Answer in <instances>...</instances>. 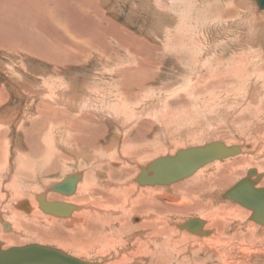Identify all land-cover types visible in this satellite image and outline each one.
Returning <instances> with one entry per match:
<instances>
[{"label":"rangeland","instance_id":"obj_1","mask_svg":"<svg viewBox=\"0 0 264 264\" xmlns=\"http://www.w3.org/2000/svg\"><path fill=\"white\" fill-rule=\"evenodd\" d=\"M0 96L5 98L0 104L3 209L18 198L5 187L13 174L18 177L16 188L34 200L35 192H44L80 169L106 175L98 164L110 165L114 157L126 163L119 148L136 150V158L148 161L215 141L245 145L254 155L246 152L215 162L207 166L215 180L211 185L206 175L189 185L195 200L210 202L218 211L230 205L220 199L222 194L248 170L264 172V8L254 0H0ZM240 159H250V165L216 169ZM122 163L110 167L114 171ZM135 164L125 171L129 177L139 172ZM192 178L157 189L170 193ZM216 181L221 183L218 188L213 186ZM259 185L264 187V180ZM187 191L173 194L187 200L193 197ZM76 195L53 196L71 203ZM160 201L168 205L160 207L172 213L168 223L178 233L196 237L175 227L192 218L202 219L206 230L214 231L206 218L178 213L184 206L179 200L166 196ZM231 206L250 212L235 203ZM154 211H160L156 205ZM37 221L31 224L34 230L54 233L53 226ZM253 225L255 235H264V227ZM20 231L15 232L21 238L17 246L36 243ZM228 233H234L233 227ZM116 236L121 241L126 237L129 245L136 241L134 236ZM5 243L2 247L12 245ZM69 254L89 262L109 263L112 258L115 263L121 258L118 250ZM173 256L168 264H184L189 251Z\"/></svg>","mask_w":264,"mask_h":264},{"label":"bare ground","instance_id":"obj_2","mask_svg":"<svg viewBox=\"0 0 264 264\" xmlns=\"http://www.w3.org/2000/svg\"><path fill=\"white\" fill-rule=\"evenodd\" d=\"M259 19L260 18L256 20H259ZM63 101L65 104H68V105L72 104V101L70 99L64 100L63 98L62 102ZM0 104L2 105L5 104L4 97L0 96ZM112 115L114 117L113 112H112ZM115 118L116 117H114L113 119ZM227 146L231 147V146H238V145H227ZM244 146L243 147L240 146L241 147L240 154L235 155L230 158L240 157L242 154H245L246 152L249 154H253V152H250V150L245 149ZM248 147L249 149H251L250 146ZM0 148L2 149L1 145H0ZM176 152L173 154L170 153L169 155L156 157L154 159L147 161V160H141V159L136 158L135 156L139 154V152H137L136 150L134 151L130 150V152H127L124 148L122 149L119 148L118 153H120V155L124 158L123 161H126V163L129 162V164L118 162L116 157H114L113 160H111L110 162L111 167L112 165L119 166L121 163H122V167L119 169L115 168L114 171L112 170L110 165L100 166V164H98L99 166H96V168L99 167L100 169L105 170L106 175H103L105 173L103 174L102 172L100 173L99 170L94 171L95 174L93 171L89 173L86 172L87 174H85V170L80 169L81 171L79 170L75 172L74 174L69 175V176L77 178L76 183H75V190L71 194H63L62 192H59L58 190L54 191L51 189L53 185H49L48 187L45 185L42 188V189H45L47 187L44 192L38 191L34 193L35 195L34 200L36 201V203L33 200V196H31L30 194L28 195L27 193L21 194V191H19L20 188H16V186H18L16 184V180H17L16 178L18 177H16L17 175L13 174L12 176L13 179L8 185L6 184L7 186L5 187L7 190H9L10 194L13 193L14 195L15 194L18 195L17 196L18 198L15 199L11 207L9 208L7 207L4 209L2 208V206L0 207V250L5 251L10 248H16V247L20 248V247H24L28 245H39V246L49 247V248L58 250L70 257L76 258L79 261L88 263V264H105L107 260L103 259V261L101 262L99 261L89 262L88 260H84L77 256L70 255L69 253L82 256V255H85L86 252L89 250L96 249V252L98 250V252L100 253H103L106 251H109L110 253L111 251L118 250V253L120 252L119 255L121 256L120 261L112 263L114 259L110 258L109 263H106V264H111V263L112 264H137V262L140 263L141 261H144L145 259H147L148 261L142 264H168V263H171V259H173L172 258L173 254H175L176 256L178 252L184 253L185 251L188 250L189 257L188 258L186 257V259L183 260L184 264H264V235L260 234L257 236L252 231V228L254 227L253 223L256 224L257 226H261V228L264 226H262L261 223L258 224L255 221L251 220L252 210H249L243 207L241 204H238L237 202H235L234 200L230 198L229 199L224 198V194L230 189L224 192L222 196L220 197V199L222 200L225 199L224 201H229L230 205L222 206L221 209L217 207L218 211L212 209V205L210 202L204 203L202 201L195 200L194 198L195 193L193 189L191 188L188 189L190 184L193 185V183L201 180L200 178L204 177L205 175H206L205 178L208 179L209 181V185H211V182L215 180L212 177V175L208 173L209 168L211 167L207 168V166H210L211 164H214L215 162L228 160L230 158L222 159V160H215L211 163H208L204 167L198 169L193 175L185 179L179 180V181H183V180L192 178V176L197 174L199 170H202L203 168L206 167L204 171L198 173L195 177L190 179L188 183H184L182 185L172 188L170 193H168L167 191L161 190L162 187H164V189L166 187H171L174 183H177L179 181L171 183L170 185H140L136 181L138 176L141 175L142 169L146 170L147 177L152 175V172L149 170V168L153 161L157 160L158 158L167 157V156L174 157ZM134 157L137 160L134 161ZM143 158H146V157H143ZM249 160L250 159H244V160L240 159L239 162L234 161L228 165H220V166L217 165L216 169L218 168L223 171L228 168L231 169L234 165H238V164L240 165L242 163L250 165ZM132 162L136 163L135 166L139 171L137 172L135 177L134 176L129 177L130 174H128V172L126 174L125 172L126 170H129V166L130 164H132ZM1 164L2 162H0V169H2L4 166V165L1 166ZM13 165L15 166V163ZM250 170L256 171V173L253 174L250 178V180H257L256 188H264L259 185V183L262 180H264V172L262 171L260 172L257 169H250ZM247 172L242 179H244L247 176ZM114 174L117 175V179L115 178L116 180L112 178ZM69 176H67L64 180L60 181L59 183L63 181L72 183L68 181ZM8 178L9 177L7 176L6 179ZM98 178L100 180L103 179L102 181L105 184L107 183L106 185L108 187L107 189L105 187H104L105 189H103L101 185H99V183L102 184L101 183L102 181L99 182ZM84 179L85 181L83 183L82 181ZM81 182L83 183L82 185H80ZM213 183H214L213 186L217 185L215 188H218L219 184H221L218 181H216V184L215 182ZM55 184H58V183H55ZM157 186H162V187H160L161 189H157ZM210 187L211 186H209V188ZM187 190L189 191L191 190L190 194L193 193L192 195L193 197H189L187 200H184V197H182L181 195L177 198V196L173 194V193L176 194L180 191L188 192ZM51 194L53 195L59 194V196H61L62 198H68V197L70 198L72 197V195L77 194L76 195L77 197L75 196L74 198H72L71 200L72 202L68 203L67 202L68 200L67 201H65V199L61 200V198H58ZM40 196L44 198L43 209H45V206L49 203L51 204V203H59V202L64 203L65 205L72 206L73 209L68 210V212L64 213L63 216L53 215L49 213L46 209H45L46 211L45 212L40 207V202L38 199ZM166 196L173 198L174 201L179 200L180 206L182 205V203H184V206L182 205L183 211L180 209L181 211H178V213L192 212L196 215H200L201 217L206 218L208 222L210 221L209 226L214 228V231L212 232V231L206 230L205 221L199 218H192V219H198L203 224L194 223V222L191 223L193 225L188 226L189 228H191V231L185 228H181L180 225L192 219L186 220L185 222L181 224L178 223L175 225V227L178 230H180V232H184L181 230H186L189 233L194 234V236L196 235V237L200 236L198 237L199 239H202V238L204 239L196 240L195 239L196 237L193 238L191 236H187L186 233H178L177 231H175L168 223L169 216L172 213H169L168 210L164 212L165 209L163 207H162L163 209L160 207V204L164 206L161 203L160 199H163V197H166ZM0 198L4 199V196L0 194ZM24 198H26L27 201ZM57 199L58 201H56ZM11 200L12 198L9 199V201ZM80 202H83V203L80 204ZM76 203H78L79 205H77ZM232 203H235L241 206L242 208H245L246 210H248V212L249 211L250 212L246 213L242 210L240 211L239 209L232 207L231 206ZM5 204H8V203H5ZM155 205H156V210H160V211L158 212L154 211ZM167 206L168 205L164 207L166 208ZM37 208L47 215L46 218L42 217L43 215L42 216L40 215V213L37 211ZM6 214L11 217L10 220L5 219L7 216ZM134 214H137L140 216H135L134 218H132ZM51 217H54L56 219L51 218ZM247 217H248V220H250V222H247L246 220ZM60 218L67 219V220H60ZM37 220H40L46 226L48 225L50 227L53 226V230L55 229L54 233L48 232V231L45 232L44 230H41V229L39 230L37 228H35V230L37 229L35 231L34 227H31L32 226L31 224L33 222L35 223L38 222ZM128 223H130L132 226H129ZM234 224H237V225H234ZM5 225H7V228H5ZM251 225H253V227ZM88 226H92V228L93 226H97V228L95 227L96 229H92L91 227H88ZM104 227L107 229H104ZM110 227H115V230L113 231L112 229L111 231ZM230 227H233L234 233L231 235H228L229 234L228 231L230 230ZM31 228L33 230H31ZM22 229L23 231L25 230L24 235L26 237V240L28 241L35 240L36 243L27 244L24 246H17L21 242L20 240L21 238L17 237L18 236L17 233L19 230L22 231ZM198 229H201V231L198 232ZM21 231H20V234H21ZM8 232H13V233L7 234ZM84 233H85V238L82 237V234ZM117 234L118 236H120V234H123L124 236L127 235L130 237L134 236L133 239H136V241L134 240L133 243L129 245L127 244L128 240L126 237L124 238L123 241H121L117 238L116 236ZM1 240L4 242L5 245H7L5 242H8L12 245L10 247L8 246L2 247L3 242H1ZM130 251H132L130 254L125 253V252L128 253Z\"/></svg>","mask_w":264,"mask_h":264},{"label":"water","instance_id":"obj_3","mask_svg":"<svg viewBox=\"0 0 264 264\" xmlns=\"http://www.w3.org/2000/svg\"><path fill=\"white\" fill-rule=\"evenodd\" d=\"M260 10L264 8V0H254ZM240 146L228 147L222 142L215 141L204 146H193L180 149L174 157H162L153 161L149 170L152 175L147 177L146 170L142 169L141 175L136 181L140 185H170L171 183L185 179L193 175L198 169L204 167L208 163L215 160H222L240 154ZM255 170H249L247 176L235 184L230 190L224 194V198H230L241 204L243 207L252 210L251 220L264 226V188H256L257 180H250L255 174ZM77 178L69 176L68 182H61L51 187L52 190L62 192L63 194H71L75 190ZM40 207L43 209L44 198H39ZM45 209L57 216H63L73 207L64 203H49ZM45 209H43L45 211ZM46 212V211H45ZM203 224L198 219L189 220L182 225L191 231L189 225L191 223ZM7 228V225H5ZM193 230V229H192ZM201 229H198L200 232ZM0 264H88L70 257L58 250L43 247L39 245H28L24 247L10 248L8 250H0Z\"/></svg>","mask_w":264,"mask_h":264},{"label":"crops","instance_id":"obj_4","mask_svg":"<svg viewBox=\"0 0 264 264\" xmlns=\"http://www.w3.org/2000/svg\"><path fill=\"white\" fill-rule=\"evenodd\" d=\"M29 92H30V91H29V90L27 91V89H26L24 93H25V95H29V94H28ZM34 94H35V92H34ZM34 96H41V94H40V93H37V94H35ZM23 116H25L24 113H23ZM25 132H27V131H24V133H25ZM50 137L52 138L53 135H51ZM49 140H50V139H49ZM49 140H48L47 142H49ZM50 158H51V157H50Z\"/></svg>","mask_w":264,"mask_h":264}]
</instances>
